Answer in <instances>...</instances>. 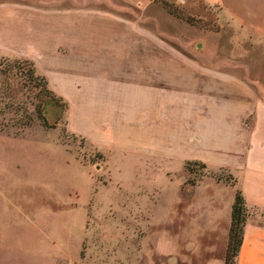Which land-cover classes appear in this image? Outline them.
Listing matches in <instances>:
<instances>
[{"label": "crops", "instance_id": "1", "mask_svg": "<svg viewBox=\"0 0 264 264\" xmlns=\"http://www.w3.org/2000/svg\"><path fill=\"white\" fill-rule=\"evenodd\" d=\"M201 1L233 29L224 46L233 53H175L158 25L159 14H173L155 0H0V57L32 61L66 101L67 129L98 149L199 157L229 169L247 207L262 208L264 79L240 69L264 65V0ZM212 180L231 189L201 193V246L179 232L181 248L157 264H224L236 188ZM7 217L0 203V223ZM3 228L0 264H57L61 251L32 247ZM236 264H264V223L250 215Z\"/></svg>", "mask_w": 264, "mask_h": 264}, {"label": "rangeland", "instance_id": "2", "mask_svg": "<svg viewBox=\"0 0 264 264\" xmlns=\"http://www.w3.org/2000/svg\"><path fill=\"white\" fill-rule=\"evenodd\" d=\"M155 1L174 15L159 14L158 25L175 53H233L224 50L233 29L219 21L216 8L201 0ZM258 53V47L251 52ZM1 59L2 67L12 61ZM242 66L241 72L264 79L262 63ZM7 84L17 100L0 101V203L10 216L3 229L23 234L32 247L61 251L57 264H157L181 248L179 232L201 246V193L231 189L212 179L236 188L229 169L202 165L199 157L102 151L67 129L64 104L39 91L35 80L0 74V86ZM37 103L47 125L36 115ZM247 215L264 223V207H247Z\"/></svg>", "mask_w": 264, "mask_h": 264}, {"label": "trees", "instance_id": "3", "mask_svg": "<svg viewBox=\"0 0 264 264\" xmlns=\"http://www.w3.org/2000/svg\"><path fill=\"white\" fill-rule=\"evenodd\" d=\"M6 57L2 56L1 58ZM10 58V57H7ZM12 61L7 63L5 67L0 66V74L8 75L9 73L20 75V76H29L31 80H35V86L40 87L39 91H42L49 99L53 101L60 100L64 106H67V103L59 95H56L47 85V80L44 75L36 72L35 65L29 59H20V58H11ZM2 64V59L0 60V65ZM25 64L28 67H25ZM4 103H13L17 100V93L14 92L10 85L7 84L4 87L0 86V101ZM13 100V101H12ZM41 102V101H40ZM45 102V101H44ZM36 115L47 125V120L45 115L41 111V103L35 104ZM202 165H205L201 162ZM246 201L243 195V192L240 188L235 190L234 200L232 202L231 209V221L228 232V242L224 255V264H236V255L238 253L243 233V225L245 222L246 215Z\"/></svg>", "mask_w": 264, "mask_h": 264}]
</instances>
